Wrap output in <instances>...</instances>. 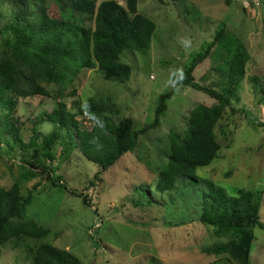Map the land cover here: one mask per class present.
Segmentation results:
<instances>
[{
  "label": "rangeland",
  "instance_id": "1",
  "mask_svg": "<svg viewBox=\"0 0 264 264\" xmlns=\"http://www.w3.org/2000/svg\"><path fill=\"white\" fill-rule=\"evenodd\" d=\"M46 6L50 17L60 16L54 0H46ZM17 8L13 0H0V49L6 47L7 26ZM137 8L154 21L155 30L148 48L123 53V61L131 66L129 79L106 80L95 64L78 71L71 82L44 83L49 96L12 95L16 107L9 114L21 141L6 130L0 107V186L9 188L17 183L21 195L32 191L30 204L16 220L47 229L40 238L22 234L1 246L0 264H32L29 250L41 243L69 249L81 264H238L225 254L205 253V246L229 236L218 235L214 228L188 216L197 212L191 203L201 197L200 185H205V180L220 185L228 194H234L236 188L263 192L259 214L264 223V0H139ZM220 22H226L241 38L250 60L215 126L221 145L219 157L196 169L199 183L188 179L186 184L187 180L181 179L178 185H186L188 193L171 198L154 187L156 175L167 161L169 134L183 133L195 105L213 103L206 93L190 86H173L171 81L212 39ZM224 74L212 56L193 72L201 86L220 91L227 87ZM251 76L258 78L257 86ZM171 89L159 124L140 135L137 146L99 180L94 179L98 166L77 147L69 148L62 158L58 143L50 161L35 151L43 136L56 129L44 119L58 99L77 113L82 129L92 127L83 109L88 98L113 103L116 121L128 120L132 128H138L153 120L159 97ZM72 90L75 93L70 95ZM6 95L5 99L11 98ZM58 130L59 140H67L64 130ZM36 133V145L30 147L28 141ZM84 196L89 204L83 201ZM252 231L249 262L264 264V228L254 226Z\"/></svg>",
  "mask_w": 264,
  "mask_h": 264
},
{
  "label": "trees",
  "instance_id": "2",
  "mask_svg": "<svg viewBox=\"0 0 264 264\" xmlns=\"http://www.w3.org/2000/svg\"><path fill=\"white\" fill-rule=\"evenodd\" d=\"M54 1L60 10L58 18L48 15L46 0H13L18 8L7 26L9 36L3 43L6 47L0 49V93L3 97L9 93L11 98L3 99L0 94V107L3 108L6 130H10L16 141H21V138L10 119L9 113L16 107L12 95L49 96L44 83L71 82L78 71L93 68L95 64L104 79L124 82L130 77L131 66L123 61V53L148 48L155 30L154 21L138 11L139 0H125V5L118 0ZM262 20L264 23V16ZM210 56L227 75L224 91L201 86L195 81L193 72L196 65ZM249 60L250 54L241 38L226 22H220L212 39L193 54L188 64L172 78L173 86H190L200 90L213 103L195 105L188 115L183 133L169 134L167 161L156 175L155 190L166 192L170 197L188 193L186 185H178L181 179L185 178L186 184L188 179L196 181V169L209 165L219 157L221 145L216 139L215 126L235 95L238 83L244 78ZM249 78L254 85H258L256 76ZM62 93L60 91L58 95ZM69 93L72 95L75 90ZM172 93L173 89L159 97L153 120L138 128H132L128 120L116 121L114 114L117 110L113 103L106 99L88 98L83 103V109L92 121V127L82 129L78 126L77 113L58 99L44 119L56 129L43 136L37 144L39 150L35 148V151L43 156V160L50 161L54 159L53 147L58 143L62 158L69 148L77 147L82 155L98 166L94 179L99 180L101 174L124 153L137 146L140 135L159 124L160 115L167 109V99ZM58 129L64 130L67 140H59ZM37 135L29 139L30 147L36 145ZM204 182L205 185L202 182L199 184L201 197L191 203L197 212H190L188 216L190 220L193 217L201 224L214 228L218 235L229 236V239L205 246L203 251L225 254L226 258L238 264H250L254 238L252 228H264L259 214L263 192L236 188L234 194H228L215 182ZM89 183L93 184V181ZM31 195L32 191L21 195L17 183L9 188L0 186V247L22 234L40 238L47 233V229L33 222L26 225L24 221L16 220L30 204ZM82 199L90 203L85 196ZM12 220H16L14 224ZM29 251L32 264H81L69 249L52 243H41Z\"/></svg>",
  "mask_w": 264,
  "mask_h": 264
}]
</instances>
